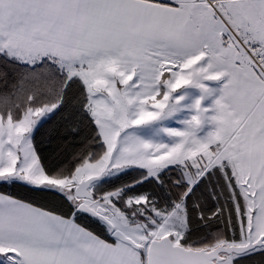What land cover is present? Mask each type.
Listing matches in <instances>:
<instances>
[{"label": "snow or ice", "instance_id": "snow-or-ice-1", "mask_svg": "<svg viewBox=\"0 0 264 264\" xmlns=\"http://www.w3.org/2000/svg\"><path fill=\"white\" fill-rule=\"evenodd\" d=\"M0 264H264V0H0Z\"/></svg>", "mask_w": 264, "mask_h": 264}]
</instances>
